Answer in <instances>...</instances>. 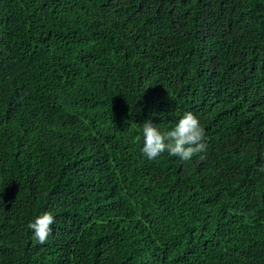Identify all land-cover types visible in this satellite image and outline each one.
<instances>
[{
  "label": "trees",
  "instance_id": "16d2710c",
  "mask_svg": "<svg viewBox=\"0 0 264 264\" xmlns=\"http://www.w3.org/2000/svg\"><path fill=\"white\" fill-rule=\"evenodd\" d=\"M262 167L264 0H0V264H264Z\"/></svg>",
  "mask_w": 264,
  "mask_h": 264
},
{
  "label": "clouds",
  "instance_id": "9594fccd",
  "mask_svg": "<svg viewBox=\"0 0 264 264\" xmlns=\"http://www.w3.org/2000/svg\"><path fill=\"white\" fill-rule=\"evenodd\" d=\"M143 145L142 154L149 160H154L167 151L169 155L189 160L198 153L207 151V144L203 142L204 129L200 121L191 111H184L171 130L161 132L146 119L142 125ZM140 137H137L139 141ZM203 159V156H201ZM264 172V167L260 168ZM55 223L50 212H44L30 221L27 227L34 233L35 241L43 245L52 231Z\"/></svg>",
  "mask_w": 264,
  "mask_h": 264
}]
</instances>
